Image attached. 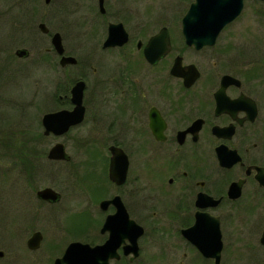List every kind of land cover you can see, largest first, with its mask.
<instances>
[{
  "label": "flooded vegetation",
  "instance_id": "af4514ba",
  "mask_svg": "<svg viewBox=\"0 0 264 264\" xmlns=\"http://www.w3.org/2000/svg\"><path fill=\"white\" fill-rule=\"evenodd\" d=\"M144 1L44 0L66 12L71 24L86 28L93 49L86 68L67 74L65 82L61 78L56 108L43 114V130L33 137L63 139L82 129L76 138L88 155V188L75 205L62 203L64 196L52 186L33 195L27 190L21 214L36 225L31 231L28 221L18 229L31 231L27 247L38 251L46 240L41 222L54 225L57 213L71 212V219L82 218L77 232L69 227L65 233H72V240L57 236L48 243L49 249L65 245L61 256L76 242L106 245L109 264H264V36L255 34L257 24L251 21L256 10L264 23V0H243L240 13L215 42L200 47L189 44L183 31L184 16L196 0L178 19L166 8L167 20L154 19L147 8L152 0ZM239 22L245 23L244 34L238 29L235 35L223 34ZM119 24L123 28L112 29ZM18 49L14 57H0L2 83L7 74L14 76L16 64L22 73L28 69L26 75L32 64L45 70L43 52L32 57L26 48L28 54L20 56ZM55 52L63 71L79 66L66 46L64 53ZM70 56L77 62L64 64ZM177 65L198 73L197 79L192 75L185 81L174 72ZM80 81L85 82L83 119L60 135L46 134V114L78 106L73 89ZM30 150L53 162L72 161V156L56 160L49 151ZM37 158L34 167L26 165L29 182L39 176ZM46 187L58 191L60 199L40 197L38 191ZM36 232L42 234L41 245L31 249L28 241Z\"/></svg>",
  "mask_w": 264,
  "mask_h": 264
},
{
  "label": "rangeland",
  "instance_id": "374dc122",
  "mask_svg": "<svg viewBox=\"0 0 264 264\" xmlns=\"http://www.w3.org/2000/svg\"><path fill=\"white\" fill-rule=\"evenodd\" d=\"M190 1L184 3V0H152L153 5L147 8L151 10L150 14L155 17L154 19L157 17L159 20L161 18L167 20L163 14L166 8L169 9L168 14L172 19H178L183 17ZM148 2L150 3L151 0L144 1L146 4ZM250 8L253 10L252 7ZM254 13L255 16L251 21L255 20V24L261 25L260 30L256 25L255 34L264 36V23L260 22L263 20L259 19L256 10ZM144 18L148 17L144 16ZM244 20H247L246 16ZM72 21L73 19L66 12L63 14L56 8V4L46 5L44 0H0V57L4 53L14 57L16 49L22 47L30 49L32 57L39 52H43L46 56L43 72L39 64H32L30 65L31 75H26L28 69L22 73L17 67L19 65L16 64L14 76L8 79L7 75L11 76V74H7L5 76L7 80L3 83L2 79L0 80L2 83L0 92L3 95L0 101V250L4 252V256L0 257V264H52L49 259L54 260L57 256H61L65 245L49 249L48 243L57 236L61 241L66 237H69V241L72 240V233L77 232L75 230L82 221V218L78 216L71 219L70 215L73 216L71 212L70 215L67 212L62 217H59L61 214L57 213L55 217L58 216V218L54 225L45 220L40 224L46 232V240L42 248L38 251H30L27 247L31 228L36 225L33 219L28 220L21 214L27 190L33 195L36 194L37 188L52 186L64 196L62 203L66 200L65 202L69 201L73 205L77 204L78 195L87 194L88 155L79 150L80 141L76 138L84 134L83 130L75 132V136L63 139L55 136L33 137L43 130L41 125L43 114L56 108L55 94L61 78L65 82L67 74L75 76L74 74L79 73L80 67L86 68L84 64L88 52L93 49V44L84 34L86 28L75 26L71 24ZM40 22L47 23L50 34L40 30ZM240 23L238 26L230 27L223 34L235 35L238 32L240 35L244 34L246 31L240 27L245 23L239 26ZM57 31L64 34L67 51L79 59V66H70L65 71L61 68L59 56L51 42V34ZM30 131H32L31 134ZM58 141H63L68 146L72 161L53 162L43 153L30 150L32 147L36 150H45L48 154L51 146ZM34 156L40 157L37 158L40 166V170H37L39 176L36 180L29 182L25 168L29 164L35 166L33 165L35 161L32 160ZM33 187L35 189H32ZM86 196L79 199L80 203L87 200ZM61 208L62 205L59 209ZM66 215L68 218H65ZM28 221L30 223L27 226L31 231L18 229V226H24ZM69 227L72 233L67 236L66 234L70 232Z\"/></svg>",
  "mask_w": 264,
  "mask_h": 264
},
{
  "label": "water",
  "instance_id": "95a60500",
  "mask_svg": "<svg viewBox=\"0 0 264 264\" xmlns=\"http://www.w3.org/2000/svg\"><path fill=\"white\" fill-rule=\"evenodd\" d=\"M50 2V0H46ZM196 0L188 13L183 19V31L189 44H194L197 47L203 44H212L221 30L240 13L243 7V0ZM235 7V8H234ZM123 26L112 25V29ZM39 28L43 33H49L50 29L45 22L39 24ZM162 33V32H161ZM109 42V41H108ZM111 43H122L121 41H113ZM54 49L62 54L65 51L62 35L60 32H55L52 37ZM17 54L25 56L28 54V49L21 48L17 50ZM149 58H151L149 56ZM152 59V58H151ZM64 64L67 62H77L75 57H64ZM190 68H193L192 66ZM174 72L182 75L185 81L190 80L193 75V80L197 79L198 73L189 74L180 70L177 65ZM85 82L80 81L73 89V100L77 103L74 111L51 112L44 116L43 125L45 133H54L60 135L67 131L73 124H77L83 119L84 107L82 106L83 89ZM49 158L56 160H69L71 155L67 152L65 144L59 142L55 144L49 151ZM116 163V162H115ZM115 166V164H114ZM127 167H124L122 178L125 176ZM115 179H118L115 176ZM38 195L44 199L57 201L61 194L54 188L46 187L38 191ZM41 233L36 232L28 241V246L31 249H37L41 245ZM106 245L90 246L89 244L71 243L64 254L55 260L54 264H109ZM4 256V252L0 250V257Z\"/></svg>",
  "mask_w": 264,
  "mask_h": 264
}]
</instances>
